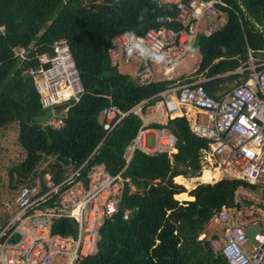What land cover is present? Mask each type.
Instances as JSON below:
<instances>
[{"label":"trees","instance_id":"16d2710c","mask_svg":"<svg viewBox=\"0 0 264 264\" xmlns=\"http://www.w3.org/2000/svg\"><path fill=\"white\" fill-rule=\"evenodd\" d=\"M220 1L223 4L216 6L226 19L212 34L198 35L200 60L193 72L210 78L200 85L212 97L224 83L244 82V74L213 76L242 65L248 49L264 59V0ZM176 15V7L169 8L161 0H0V129L16 123L17 141L24 151L21 161L8 170L13 189L44 173L38 168L46 155L70 158L75 166L91 156L89 163L103 162L112 174L125 166L126 146L141 120L128 112L102 140L105 132L97 116L109 102L105 95L122 111L149 99L143 103L144 110L152 103L151 96L183 82L175 78L138 85L132 75L110 64L107 46L120 33L178 27L175 20H168ZM60 38L69 44L83 92L69 106L64 124L53 128L45 124L49 109L40 103L30 69L38 66L37 56L51 53V45ZM155 126L174 134L176 151L133 152L123 171L129 180L120 211L104 221L97 251L81 264H229L208 238L198 236L217 209L237 206L235 191L248 183L230 177L199 182L188 191L193 199L179 201L174 195L185 188L174 177L200 174L201 148L207 147V141L189 129L185 116ZM61 163L50 170L55 180L67 167ZM132 186L137 189L131 190ZM124 209L130 210L126 219ZM52 231L70 233L72 227L61 219Z\"/></svg>","mask_w":264,"mask_h":264},{"label":"built area","instance_id":"2783aa9c","mask_svg":"<svg viewBox=\"0 0 264 264\" xmlns=\"http://www.w3.org/2000/svg\"><path fill=\"white\" fill-rule=\"evenodd\" d=\"M169 8L176 7L178 27L161 25L136 37L148 47L141 56L138 50L128 56L126 33L113 37L107 54L110 64L134 63L132 79L138 85L174 78L175 63L193 48L199 34L210 35L225 21L216 3L220 0H161ZM27 50H22V57ZM165 54L166 62L156 63L151 57ZM247 60L237 70L229 73L244 74L242 83L232 85L212 97L199 80H185L175 88L164 89L153 96L142 112L141 104L122 111L109 102L101 109L98 121L104 135L102 140L127 115L138 114L141 123L132 142L126 146L125 166L112 174L103 162L71 164L55 180L54 163H61L57 155H46L39 166L44 173L21 182L12 194L2 201L9 219L0 223V264H81L97 251L100 228L106 219L119 213L121 200L129 178L123 171L136 149L147 153L175 151L176 138L166 127L160 129L157 149L147 144V131L152 123L166 125L176 116L196 118L189 129L207 141L201 148V172L194 177L195 185L205 169L218 170L222 175L248 183L235 191V207L217 209L212 219L222 225L220 237L210 240L211 247L222 254L229 264H264V59L247 50ZM38 66L30 69L40 103L49 109L45 124L59 128L64 124L68 108L80 99L83 87L69 44L65 38L51 45V53L37 56ZM149 99L143 100L146 102ZM58 106H61L60 108ZM101 140V141H102ZM62 164V163H61ZM55 171V170H53ZM130 214L124 209L123 218ZM72 218L76 227L70 233H54V224ZM71 225V224H70ZM258 225L259 230L251 241L253 249L247 251L245 229ZM72 227V226H71Z\"/></svg>","mask_w":264,"mask_h":264},{"label":"rangeland","instance_id":"374dc122","mask_svg":"<svg viewBox=\"0 0 264 264\" xmlns=\"http://www.w3.org/2000/svg\"><path fill=\"white\" fill-rule=\"evenodd\" d=\"M197 40H198V36L194 40L192 46L193 48L191 49V51L187 53L180 61H177L175 63L176 75L174 72V76H176L177 80L184 82L187 78H190L191 80H199V81H204L207 79L205 74L193 75V72L196 70L199 61ZM135 65L136 64L134 63L121 62L118 64L117 69L120 72L133 75L135 73ZM233 83L234 81L224 83L220 92L228 88ZM17 134H18V125L16 123H11L10 125H8V127L4 129H0V223L1 224H4L9 219V216L4 211L2 201L5 198L9 197L15 189V188L13 189L9 184V178H10L9 169L12 165L18 163L19 161H21L22 157H24V151H22L21 146L17 141ZM148 144L151 145V141H149ZM222 177H224V175L221 174L220 178ZM13 178L15 181L16 178L15 174H13ZM192 179L193 178L189 179L191 182L190 188L185 187V185L182 183L179 182L177 183L181 184L185 188V191L188 192L190 189H192L195 186L196 183V181ZM214 181H216V179L211 182ZM174 182L176 181L174 180ZM135 189L137 188H135L134 186L131 187V190H135ZM179 201H183V200H179ZM221 230H222V225L211 219L206 224L202 232L199 234L198 239L204 237L208 238L209 240L215 237L218 238L220 237ZM244 248L247 251H251L253 249V246L249 239L244 243Z\"/></svg>","mask_w":264,"mask_h":264},{"label":"crops","instance_id":"0c3cea01","mask_svg":"<svg viewBox=\"0 0 264 264\" xmlns=\"http://www.w3.org/2000/svg\"><path fill=\"white\" fill-rule=\"evenodd\" d=\"M193 46V45H192ZM199 60H200V54H199ZM199 62V61H198ZM198 66V65H197ZM238 68V67H237ZM237 68L236 69H234V70H231V72L232 71H235V70H237ZM212 69V68H211ZM210 69V70H211ZM214 69H215V67H214ZM214 72V70L210 73V71H209V74H212ZM228 72H230V71H227V72H225V73H222V74H217V75H214L213 76V78L214 77H219V76H225V75H228ZM178 74V73H177ZM229 74H231V73H229ZM175 75H176V70H175ZM175 78H176V76H174ZM175 78H172V79H175ZM171 79V80H172ZM208 79H210V78H207L206 80H208ZM239 79H241V77H239ZM205 81V80H204ZM233 81H236V80H233ZM200 82H202V81H200ZM182 84V83H181ZM180 84V85H181ZM179 86V85H178ZM178 86H176V87H178ZM167 88H172V86H170V87H167ZM166 88V89H167ZM175 88V87H174ZM177 90V88H175V91ZM220 93V91L217 93V94H219ZM216 94V95H217ZM140 104H141V110H142V112H144L145 111V109H146V107L148 106H146L145 108H144V110L142 109V106H143V101H141V102H139ZM138 103V104H139ZM137 105V104H136ZM99 115V114H98ZM136 115H138V114H136ZM139 116V115H138ZM186 117V119L188 120V124H189V122H191V121H194V120H198V121H200V120H202L201 118H196L195 116H194V113H193V111L191 112V114L189 115V116H185ZM97 118H98V116H97ZM139 118H140V116H139ZM98 120V119H97ZM140 120H141V118H140ZM99 122V121H98ZM140 125V124H139ZM155 125H158V124H154V123H152L151 125H150V128H149V130L147 131V144H148V142L149 141H151V145L150 144H148L149 146H150V148H151V150H156L157 149V146H158V139H159V137H160V134H161V131H160V129L162 128V129H164V127H158V126H155ZM166 128V127H165ZM134 138V137H133ZM132 142V141H131ZM130 142V143H131ZM129 145V144H128ZM175 151H176V148H175ZM174 151V152H175ZM151 153H153V152H151ZM125 158L127 159V153H126V150H125ZM67 159V158H66ZM220 172V171H219ZM221 174H222V172H221ZM185 178V177H184ZM192 178H194V177H192ZM187 179H189V178H187ZM192 180H194V179H192ZM175 196V195H174Z\"/></svg>","mask_w":264,"mask_h":264},{"label":"bare ground","instance_id":"6f19581e","mask_svg":"<svg viewBox=\"0 0 264 264\" xmlns=\"http://www.w3.org/2000/svg\"><path fill=\"white\" fill-rule=\"evenodd\" d=\"M220 176H221V172H219L218 170L211 171L209 169H205L203 171L202 175L199 177V179L203 182H208V181H213L215 179L218 180L220 178ZM174 180L176 182L184 184L185 187H187V188L191 187L190 180L187 178H184L182 175L175 176ZM174 197L178 200H191V199H193V197L190 196L187 191L177 193V194H175Z\"/></svg>","mask_w":264,"mask_h":264},{"label":"clouds","instance_id":"9594fccd","mask_svg":"<svg viewBox=\"0 0 264 264\" xmlns=\"http://www.w3.org/2000/svg\"><path fill=\"white\" fill-rule=\"evenodd\" d=\"M126 36L128 38L129 43L134 42L133 43V47H127V54L128 56H132L133 52L138 50L141 54V56L144 55L145 52L148 51V47H146L143 42L141 40H139L134 32L129 31L128 33H126ZM151 59L156 62V63H164L167 60L166 55L163 54H159V55H154L151 57ZM59 107V106H58ZM60 108V107H59ZM177 117V116H176ZM58 156V155H57ZM200 175V174H199ZM198 175V176H199ZM184 177V176H183ZM196 177V176H194ZM224 177H228V176H224ZM186 178V177H185ZM192 177H189V179H191ZM231 178V177H230ZM221 179V178H220ZM219 180V179H218ZM217 181V180H216ZM211 182V181H208ZM213 220V219H212ZM73 228V227H72Z\"/></svg>","mask_w":264,"mask_h":264},{"label":"water","instance_id":"95a60500","mask_svg":"<svg viewBox=\"0 0 264 264\" xmlns=\"http://www.w3.org/2000/svg\"><path fill=\"white\" fill-rule=\"evenodd\" d=\"M213 70H214V67L210 70V73ZM57 159L60 162L64 163V164H67L68 163L67 159L65 157L60 156V155L57 156ZM141 179L144 180L145 178H141ZM67 221L71 224V226L73 227V229L76 227V224H75V222H74V220L72 218H67ZM258 230H259V226L258 225H255V226H252V227H249V228H246L245 229V233H246V235H247V237H248V239L250 241H254V234Z\"/></svg>","mask_w":264,"mask_h":264}]
</instances>
